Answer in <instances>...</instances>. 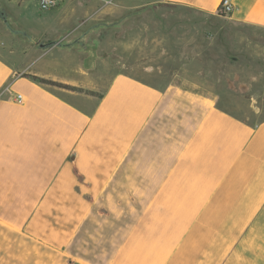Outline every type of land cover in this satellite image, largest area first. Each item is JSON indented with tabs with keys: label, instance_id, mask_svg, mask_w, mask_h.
I'll return each mask as SVG.
<instances>
[{
	"label": "crops",
	"instance_id": "obj_1",
	"mask_svg": "<svg viewBox=\"0 0 264 264\" xmlns=\"http://www.w3.org/2000/svg\"><path fill=\"white\" fill-rule=\"evenodd\" d=\"M220 1L58 0L45 10L65 30L158 4L212 15ZM231 1L239 47L264 57V0ZM84 56L0 31V264H35L29 250L40 247L80 264H264V117L250 123L213 93L123 72L103 88L80 83Z\"/></svg>",
	"mask_w": 264,
	"mask_h": 264
},
{
	"label": "rangeland",
	"instance_id": "obj_2",
	"mask_svg": "<svg viewBox=\"0 0 264 264\" xmlns=\"http://www.w3.org/2000/svg\"><path fill=\"white\" fill-rule=\"evenodd\" d=\"M1 1L14 23L29 34L61 31V38H69L90 31L87 42L97 41L98 57L95 67L85 75L77 71L75 76L80 83L95 82L103 88L108 78L123 72L152 83H182L213 93L221 107L250 123L264 117V57L252 56L249 50L239 47L236 28L228 24L229 15L219 11L208 15L158 4L142 16L131 11L125 17L104 19L97 24L79 23L64 30L68 25L64 17L57 18L35 4L24 9ZM0 31L11 34L1 20ZM16 87L26 92L22 83ZM29 251L35 252V264H80L68 250L40 247Z\"/></svg>",
	"mask_w": 264,
	"mask_h": 264
},
{
	"label": "water",
	"instance_id": "obj_3",
	"mask_svg": "<svg viewBox=\"0 0 264 264\" xmlns=\"http://www.w3.org/2000/svg\"><path fill=\"white\" fill-rule=\"evenodd\" d=\"M0 20L3 22V24L11 34L23 36L26 40L36 43L38 45V48L40 49H46L52 45H56L59 47L74 46L85 53V56L82 60V66L84 69L90 70L93 69L96 65V60L98 57L97 54L98 44L97 41H93V43L87 42L90 31L74 34L72 37L69 38H61V35L59 34L51 42H46L44 40L39 41L35 35L27 33L26 30L20 28H14L11 26L10 23L13 21V19L5 9L1 0H0ZM76 39L78 40L76 41Z\"/></svg>",
	"mask_w": 264,
	"mask_h": 264
},
{
	"label": "built area",
	"instance_id": "obj_4",
	"mask_svg": "<svg viewBox=\"0 0 264 264\" xmlns=\"http://www.w3.org/2000/svg\"><path fill=\"white\" fill-rule=\"evenodd\" d=\"M40 9H50L57 6L58 0H37ZM234 9V5L231 0H221L218 6V11L225 15H230ZM15 99L22 101L23 97L21 94H16Z\"/></svg>",
	"mask_w": 264,
	"mask_h": 264
},
{
	"label": "trees",
	"instance_id": "obj_5",
	"mask_svg": "<svg viewBox=\"0 0 264 264\" xmlns=\"http://www.w3.org/2000/svg\"><path fill=\"white\" fill-rule=\"evenodd\" d=\"M17 26L19 27V25H17ZM17 36L23 37V36H20V35H17ZM55 38L56 37L50 38L46 42H51ZM26 76L32 78L33 80L42 82V83H49V84H53V85H56V86H59V87H63V88H67V89H70V90H75V91H79V92H85L86 94L99 95V96L101 95L100 93L95 92L93 90H87V89H84L82 87L71 86V85H68V84H64V83H61V82H56V81H53V80H50V79H46V78H43V77H39V76H36V75L26 74Z\"/></svg>",
	"mask_w": 264,
	"mask_h": 264
},
{
	"label": "flooded vegetation",
	"instance_id": "obj_6",
	"mask_svg": "<svg viewBox=\"0 0 264 264\" xmlns=\"http://www.w3.org/2000/svg\"><path fill=\"white\" fill-rule=\"evenodd\" d=\"M10 24H11L12 27H13V25H15V28H19V27H17V25L14 23V21H12ZM73 35H74V34H72L71 37H72ZM77 40H78V39H76V41H77Z\"/></svg>",
	"mask_w": 264,
	"mask_h": 264
}]
</instances>
